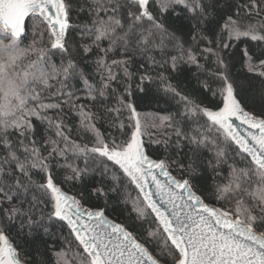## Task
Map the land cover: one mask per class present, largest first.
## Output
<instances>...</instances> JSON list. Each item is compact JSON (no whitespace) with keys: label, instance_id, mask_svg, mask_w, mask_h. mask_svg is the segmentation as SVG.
Returning <instances> with one entry per match:
<instances>
[{"label":"snow or ice","instance_id":"1","mask_svg":"<svg viewBox=\"0 0 264 264\" xmlns=\"http://www.w3.org/2000/svg\"><path fill=\"white\" fill-rule=\"evenodd\" d=\"M0 199V264L13 228L40 264H264V0H0Z\"/></svg>","mask_w":264,"mask_h":264},{"label":"trees","instance_id":"2","mask_svg":"<svg viewBox=\"0 0 264 264\" xmlns=\"http://www.w3.org/2000/svg\"><path fill=\"white\" fill-rule=\"evenodd\" d=\"M247 3V0H231V4L233 9L236 8L237 5H244ZM241 14H243V8H240ZM80 18L76 16L75 13L72 15V23H79ZM28 22H26L27 24ZM70 34L72 35L73 39H78V36L75 33H72L70 30ZM237 73H239L240 81L246 84H250L252 93L257 96L256 102L254 104L249 103L246 105V108L249 111H259L260 110V102H259V91H260V83L259 78L254 76L250 73H245L239 65H237L236 68ZM194 83V82H193ZM142 97V98H141ZM133 99L136 102L137 111L141 113H154L156 115H163L165 114L167 106L163 103V101H160L157 103L156 99L152 95L144 96L142 93H137ZM127 114H125L126 116ZM131 123L130 121H127L125 119V134L130 135L131 128L127 127V125ZM103 130V129H102ZM144 132V131H143ZM117 137V139H123L124 137L120 133H114ZM145 144L148 153L158 159H163L165 156V150L161 143H157V141H162L164 139L163 131L160 129H152L150 133H145ZM168 159L169 161L175 159V160H183L184 157L181 153H178L176 148L173 146L168 150ZM79 163V162H78ZM81 167L83 165L81 164ZM170 170L180 178L179 176V169L176 168L175 164H171ZM64 171H57L56 175L59 179H62L64 176ZM96 179H99L96 177ZM66 190L76 193L79 189L80 185L77 184L74 181H69L68 183L62 185ZM210 202V201H208ZM11 204L4 202L2 199H0V217H3L5 212L8 211L11 208ZM219 207H224L222 204H217ZM111 218H116L120 214V209L117 207L115 210L109 209L106 213ZM8 236L13 241L14 245L17 247L18 252L20 254V257L28 262L29 264H40V260L42 259L41 253L37 252L34 245L27 242L23 239L21 235H17L15 228H13L11 231H9Z\"/></svg>","mask_w":264,"mask_h":264},{"label":"water","instance_id":"3","mask_svg":"<svg viewBox=\"0 0 264 264\" xmlns=\"http://www.w3.org/2000/svg\"><path fill=\"white\" fill-rule=\"evenodd\" d=\"M26 22H27V21H26ZM246 110L249 111L247 108H246ZM250 112H251V111H250ZM235 126L238 127V128H240V130L242 131V133L246 134V127H247L246 125H241V124L239 123V121H235ZM143 140H144V139H143ZM144 145H145V151H146V153L148 154V156H149L150 158H152V159H157V160H158V158H155V157L151 156V155L148 153L147 148H146V144H145V140H144ZM169 170H170V169H169ZM170 171H171V170H170ZM171 173H172L173 176H176L172 171H171ZM176 178L179 179L178 176H176ZM161 179H163V178H161ZM62 187H63V186H62ZM63 190H64L65 192H67L69 195H74V193H72V192L66 190L64 187H63ZM216 207L221 208V207H219V206H217V205H216ZM106 215H107V214H106ZM108 216H109V215H108ZM109 218H110V219H113V218H111L110 216H109ZM9 239H10V237H9ZM10 240H11V239H10ZM11 242L13 243L12 240H11ZM13 245H14V243H13ZM14 246H15V245H14ZM15 247H16V246H15ZM16 249H17V247H16ZM17 252H18V249H17ZM18 259H19V264H29L28 262L24 261V260L20 257L19 252H18Z\"/></svg>","mask_w":264,"mask_h":264},{"label":"rangeland","instance_id":"4","mask_svg":"<svg viewBox=\"0 0 264 264\" xmlns=\"http://www.w3.org/2000/svg\"><path fill=\"white\" fill-rule=\"evenodd\" d=\"M159 115H156L154 113H141V119H142V122L144 123V128H143V131H144V135L145 133H150V131L152 129H154L153 127H151L150 125L153 123V122H156L157 120V117ZM144 135H143V139L145 140L144 138Z\"/></svg>","mask_w":264,"mask_h":264}]
</instances>
